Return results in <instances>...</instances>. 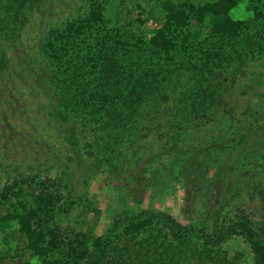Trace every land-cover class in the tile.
Returning a JSON list of instances; mask_svg holds the SVG:
<instances>
[{
	"label": "trees",
	"instance_id": "trees-1",
	"mask_svg": "<svg viewBox=\"0 0 264 264\" xmlns=\"http://www.w3.org/2000/svg\"><path fill=\"white\" fill-rule=\"evenodd\" d=\"M44 1L0 0V78ZM239 2L166 0L153 35L128 31L124 39L119 29L116 39L105 31L104 0H94L85 17L52 29L42 50L57 96L50 115L88 163L82 179L109 175L118 208L107 236L62 244L58 189L30 194L21 186L0 193V226L17 222L27 249L46 264H192L193 234L203 249L242 235L254 264H264V219L258 226L247 209L233 217L245 195L264 213V0H251V20L232 15ZM64 176L58 185L70 200ZM170 186L183 189V222L171 219L165 232L147 211L124 208Z\"/></svg>",
	"mask_w": 264,
	"mask_h": 264
},
{
	"label": "rangeland",
	"instance_id": "rangeland-1",
	"mask_svg": "<svg viewBox=\"0 0 264 264\" xmlns=\"http://www.w3.org/2000/svg\"><path fill=\"white\" fill-rule=\"evenodd\" d=\"M164 1L104 0L105 31L116 39L120 38L117 35L119 29L124 39L128 31L153 35L162 25ZM194 1L205 3L212 0ZM93 3L94 0H45L37 13L35 27L23 32L19 45L10 52L9 69L0 78V193L21 186L30 194L38 193L45 186L58 189L61 199L53 209L57 214L54 228L57 236L63 239L62 244L90 233L107 236L118 208L113 201L115 189L109 175L98 173L88 183L82 179L88 173V163L72 149L66 138L67 128L50 115L57 96L51 83L53 65L42 51L52 29L62 31L69 20L85 17ZM232 15L251 20L254 16L251 0H240ZM208 29L209 24L202 28L201 39L206 37ZM259 68L264 70V62ZM198 139L194 133L190 141L196 143ZM261 141L264 143V136L260 137ZM63 172L73 188L70 200H67L69 193L63 186L62 191L59 189V178H65ZM183 198L181 187L170 186L162 196L150 193L141 204L132 203L124 208L129 215H153L157 230L165 232L171 219L183 222L180 214ZM237 206L233 217L247 209L251 214L256 213L252 221L258 226L264 219L258 201L253 202L247 195ZM3 207L5 210L7 206ZM190 237L194 242L190 243L187 257L192 264H254L252 247L242 235H234L220 246L205 249L196 234ZM0 264L46 263L27 249L18 223L11 222L0 226Z\"/></svg>",
	"mask_w": 264,
	"mask_h": 264
}]
</instances>
